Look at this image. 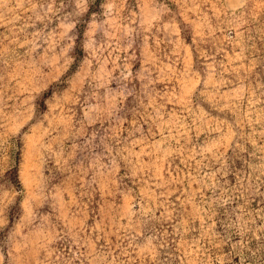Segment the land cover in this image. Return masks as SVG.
<instances>
[{
    "label": "rangeland",
    "instance_id": "374dc122",
    "mask_svg": "<svg viewBox=\"0 0 264 264\" xmlns=\"http://www.w3.org/2000/svg\"><path fill=\"white\" fill-rule=\"evenodd\" d=\"M0 264H264V0H0Z\"/></svg>",
    "mask_w": 264,
    "mask_h": 264
}]
</instances>
